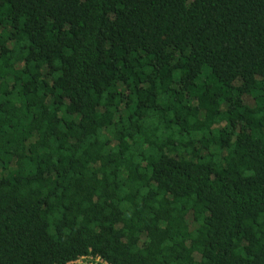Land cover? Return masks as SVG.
Masks as SVG:
<instances>
[{
  "label": "trees",
  "instance_id": "trees-1",
  "mask_svg": "<svg viewBox=\"0 0 264 264\" xmlns=\"http://www.w3.org/2000/svg\"><path fill=\"white\" fill-rule=\"evenodd\" d=\"M264 264V0H0V264Z\"/></svg>",
  "mask_w": 264,
  "mask_h": 264
},
{
  "label": "built area",
  "instance_id": "built-area-1",
  "mask_svg": "<svg viewBox=\"0 0 264 264\" xmlns=\"http://www.w3.org/2000/svg\"><path fill=\"white\" fill-rule=\"evenodd\" d=\"M68 264H109L104 261L100 256L86 255L81 256L78 259L69 262Z\"/></svg>",
  "mask_w": 264,
  "mask_h": 264
}]
</instances>
